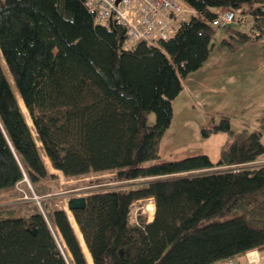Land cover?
<instances>
[{
	"label": "trees",
	"instance_id": "trees-1",
	"mask_svg": "<svg viewBox=\"0 0 264 264\" xmlns=\"http://www.w3.org/2000/svg\"><path fill=\"white\" fill-rule=\"evenodd\" d=\"M182 1L193 12L170 37L125 49L124 26L97 22L85 0H0V190L46 176L41 150L66 176L145 178L91 191L85 207L71 210L91 264L242 263L247 250L264 249V164L246 165L264 153L260 131L235 134L221 115L200 128L231 137L216 161L197 153L144 164L159 155L183 78L217 41L220 9L250 16L251 25H229L219 43L264 33V0ZM148 197L152 219L133 221L131 205ZM0 264L90 263L60 207L48 221L36 208L0 210Z\"/></svg>",
	"mask_w": 264,
	"mask_h": 264
},
{
	"label": "rangeland",
	"instance_id": "rangeland-1",
	"mask_svg": "<svg viewBox=\"0 0 264 264\" xmlns=\"http://www.w3.org/2000/svg\"><path fill=\"white\" fill-rule=\"evenodd\" d=\"M247 20L248 21L245 20L244 22H242V26H244V29H246L247 31H250L249 27L251 25V17L248 16ZM230 26L235 27L234 24H230ZM215 28L217 31V41H219L226 35V33H228L225 27L215 26ZM263 38L264 33L259 37L249 38L246 41L241 42L243 44L246 42H251L250 45H246L243 47L249 53L245 56L239 54L236 58H234L235 61H231L227 58L228 64L234 65L243 60L248 63L254 64L256 61L255 48L257 46L255 41L262 40ZM241 43H235L234 47H228L227 45L221 43L219 44L233 49ZM224 46H219V48L228 50ZM205 63L206 61H204L202 66ZM3 66L5 68V64H3ZM217 70L219 69L213 67L209 72L212 73V71ZM203 73L204 71H198L194 73V78L200 80ZM7 76L10 78L9 73H7ZM241 84L242 88L244 89L243 98L239 96L238 99H235L237 95L232 94L229 97L224 95L222 97L223 101H219L217 99V93H210V98L207 97L206 94L203 95L205 97H200V95L194 97L190 101L191 107L188 110L183 109L187 113L192 112L190 114H187V122L189 124L185 123L182 117L180 121L181 127L175 126L173 124L174 122H171L169 127L165 131V135H163L162 137L159 155L156 158L146 160L144 164L148 165L161 161L179 159L197 153H206L211 160L216 161L219 157L220 150L224 146H226L231 137L222 131L213 132L207 136H203L200 133V128L210 126L212 121L220 119L222 117L221 115L229 117L230 126L235 134H238L244 127L248 131H260V141L264 145V121L259 120L261 118H264V112L254 111L260 110L263 106L264 100L261 99L260 96H262L261 92L264 91V86L261 87L260 83H258L257 85L256 83H254V81H246L245 79H242ZM212 90H218V88L216 87ZM225 92L226 91H222L220 93ZM251 110L252 114L256 116H253L249 113ZM205 112H209L210 115H204ZM27 120L29 121V118H27ZM154 121L155 113L154 111H150L147 114V122L153 123ZM41 155L47 168V175L37 179L34 182H31L27 178V181L21 180L15 186L6 188L4 192L0 193V210H8L13 214L19 215L20 213H26L27 210L36 208L41 213L44 212L46 216H48V214L51 213L53 209L61 207L69 213L70 211L67 209L66 200L70 196L87 195L91 191L109 190L111 188H117L119 185L136 187L140 186L145 181V178L115 179L113 177V172L108 170L102 172H88L77 176H66L60 170L55 169L51 166L48 158L45 156L42 150ZM256 164H264V153L258 157V160H256ZM50 168L54 169L53 173L49 172ZM153 214L154 202L151 197L143 199L142 201H135L131 205L130 216L133 221H137V217L139 215L141 217H144L146 221H149L152 219ZM69 221L71 222L73 229L80 239L82 250H84V243L78 232V228H76L77 226H74V224L70 220V217ZM84 247L86 248L85 245ZM251 250H253L254 252L258 251L259 256L256 262L251 263L264 264V249ZM83 252L85 253V251ZM87 255L85 253L87 261L91 264V258L88 251ZM255 256L256 255H253L249 258H253ZM244 262L245 264H248L246 262V259ZM244 262H242L241 264H244Z\"/></svg>",
	"mask_w": 264,
	"mask_h": 264
},
{
	"label": "crops",
	"instance_id": "crops-1",
	"mask_svg": "<svg viewBox=\"0 0 264 264\" xmlns=\"http://www.w3.org/2000/svg\"><path fill=\"white\" fill-rule=\"evenodd\" d=\"M234 25L236 26V24ZM226 31H228L229 33L228 29H226ZM255 42L257 46L255 48L256 61L254 64L248 63L243 60L234 65H229L228 59L231 61H235L234 58H236L239 54L245 56L249 53L243 47L246 45H250L251 42H246L244 44L241 43L238 44L235 48L230 49L224 45L219 44L218 41H215V44L213 45V48L210 52L211 55H209V57L207 58L206 63L203 66L201 65L202 67L200 66L199 68L194 70L193 73L191 72L185 78H183L181 90L172 99L173 117L171 122H174L173 124L175 126L181 127L180 121L182 117L183 121L185 123H188L187 114H190L192 112L187 113L183 109L188 110L191 107L190 101L197 95H200V97H205L203 95L206 94V96L210 98V93H217V99L219 101H223L222 97L224 95L229 97L232 94H236L237 97L235 99H238L239 96L243 98L244 89L242 88L243 82L241 84L242 79H245L246 81H254V83H256L257 85L258 83H260L261 87L264 86V38ZM219 46H224L228 50L219 48ZM213 67H216L219 70L212 71V73L209 72ZM198 71H204L200 80L194 78V73ZM216 87L218 88V90H212ZM222 91L226 92L220 93ZM261 95L262 96H260V98L264 100V91L261 92ZM254 111L264 112V103L260 110ZM249 113L252 114V110ZM204 115H210V113L205 112ZM53 171L54 169L50 168L49 172L53 173ZM4 191L5 189L0 190V193ZM253 255H256L255 257H257L256 252L248 256L252 257Z\"/></svg>",
	"mask_w": 264,
	"mask_h": 264
},
{
	"label": "built area",
	"instance_id": "built-area-1",
	"mask_svg": "<svg viewBox=\"0 0 264 264\" xmlns=\"http://www.w3.org/2000/svg\"><path fill=\"white\" fill-rule=\"evenodd\" d=\"M86 2L96 9V21L106 23L109 18L114 17L125 27L126 48H131L139 40L154 43L168 37L176 30L173 16H178L177 19L182 20L184 18L182 14L190 10L181 0H121L119 3H115V0H86ZM237 18L241 21L244 19L243 16H237L234 10L224 9L213 18L212 24L226 26ZM249 251L245 252L246 260L249 263L256 262L259 258L258 251L257 257L251 258L252 260L247 255ZM216 264L233 263L226 259Z\"/></svg>",
	"mask_w": 264,
	"mask_h": 264
},
{
	"label": "water",
	"instance_id": "water-1",
	"mask_svg": "<svg viewBox=\"0 0 264 264\" xmlns=\"http://www.w3.org/2000/svg\"><path fill=\"white\" fill-rule=\"evenodd\" d=\"M119 1V0H116ZM86 205V196L84 195H78V196H70L66 200V206L68 210L83 208Z\"/></svg>",
	"mask_w": 264,
	"mask_h": 264
},
{
	"label": "bare ground",
	"instance_id": "bare-ground-1",
	"mask_svg": "<svg viewBox=\"0 0 264 264\" xmlns=\"http://www.w3.org/2000/svg\"><path fill=\"white\" fill-rule=\"evenodd\" d=\"M20 102V101H19ZM21 103V102H20ZM22 104V103H21ZM24 106V105H23ZM24 108V107H23ZM69 216H70V220L72 221V223L74 224V226H77L76 224H75V221H74V219H73V217L71 216V213L69 212ZM72 225V224H71ZM77 228V227H76ZM82 246V245H81ZM83 251H85V253H86V255H87V251H86V248L84 247V245H83ZM84 253V254H85ZM88 256V255H87ZM89 258V257H88ZM216 263V262H215Z\"/></svg>",
	"mask_w": 264,
	"mask_h": 264
}]
</instances>
